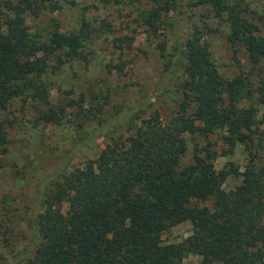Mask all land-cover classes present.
Instances as JSON below:
<instances>
[{"label":"trees","instance_id":"obj_1","mask_svg":"<svg viewBox=\"0 0 264 264\" xmlns=\"http://www.w3.org/2000/svg\"><path fill=\"white\" fill-rule=\"evenodd\" d=\"M58 1L0 0V157L9 151L16 101L33 109L37 122L68 117V107L85 120L104 113L83 108L84 101L77 99L54 102L49 90L58 68L54 59L85 60L83 48L93 39L89 21L46 36L23 29L27 14L38 17L56 9ZM100 1L133 5L143 0ZM150 1L144 17L155 32L159 20L169 14L174 20L183 5L182 0ZM186 6L203 7L209 18L226 22L229 47L245 49L253 67L264 60V34L245 0H187ZM213 30L206 20L194 24L191 36L177 40L168 54L166 74L176 76L166 89L174 92L170 114L164 116L151 102L147 117L137 115L128 136H111L83 165L68 173L63 165L44 177L26 215L34 246L23 264H183L190 253L201 256L197 264H264V114L259 120L258 109L241 104L251 72L220 75L206 39ZM260 85L264 106V80ZM92 96L108 98L103 92ZM221 131L230 150L239 144L248 150L243 170L234 162L217 169V143L210 137ZM230 176L241 182L226 189ZM207 201L212 206L201 205ZM64 204L67 209L58 210ZM186 221L192 234L180 242L163 241L166 230Z\"/></svg>","mask_w":264,"mask_h":264},{"label":"rangeland","instance_id":"obj_2","mask_svg":"<svg viewBox=\"0 0 264 264\" xmlns=\"http://www.w3.org/2000/svg\"><path fill=\"white\" fill-rule=\"evenodd\" d=\"M245 2L254 11L252 16L264 34V0ZM182 3L174 20L169 14L157 22V32L144 17L151 10L150 0L133 5L104 4L100 0H59L54 10L45 9L38 17L25 16L23 29L45 36L55 28L62 32L80 29L84 20L89 21L93 39L83 48L85 60L54 59L52 64L58 68L57 74L51 76L49 90L54 102L63 104L77 99L84 101L83 108L93 111V107H98L104 113L100 118L85 120L87 118L75 117L77 110L68 107V117L56 122L48 118L37 122L33 109L22 107L20 101L12 106L10 116L14 118V126L9 130V151L0 157V264H23L34 246L33 226L31 221L27 224L26 215L34 206L35 193L40 183L45 182L44 177L63 165L67 166V173L83 165L96 157L111 136H128L130 127L138 121L137 115L147 117L151 102L164 116L171 113L170 107L175 105L174 92L166 89L173 87L176 76L166 74L165 62L168 54L173 53L177 40L184 41L191 36L194 24H203L206 20L214 28L206 39L223 78L251 72V82L243 87L241 104L254 106L258 109L257 118H263L259 88L264 80V60L253 67L245 49L235 52L229 47L226 22L209 18L208 9L190 10L187 0ZM174 69L181 72L180 66ZM163 83L162 91L156 92ZM102 92L108 98L98 101L92 96ZM131 109H137L136 114L125 118V113ZM78 121L81 127L77 126ZM222 134V131L215 132L210 137L217 143V169L234 162L243 170L250 159L248 150L241 144L230 150ZM199 139L205 143L204 139ZM240 182L241 177L230 176L224 187L233 189ZM204 204L212 206V201L201 202ZM67 207L64 204L58 210L65 211ZM192 232L193 225L186 221L166 230L162 239L166 243L180 242ZM201 259L200 255L190 253L184 257L183 264H197Z\"/></svg>","mask_w":264,"mask_h":264}]
</instances>
